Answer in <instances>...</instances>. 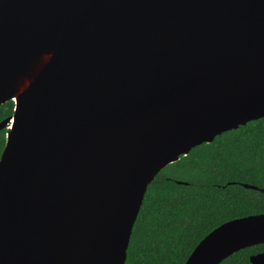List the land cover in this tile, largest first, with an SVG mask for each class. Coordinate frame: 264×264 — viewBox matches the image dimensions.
Instances as JSON below:
<instances>
[{"label":"water","instance_id":"1","mask_svg":"<svg viewBox=\"0 0 264 264\" xmlns=\"http://www.w3.org/2000/svg\"><path fill=\"white\" fill-rule=\"evenodd\" d=\"M8 101L0 264H124L154 176L264 117V0H0ZM259 244L234 219L184 264Z\"/></svg>","mask_w":264,"mask_h":264},{"label":"trees","instance_id":"2","mask_svg":"<svg viewBox=\"0 0 264 264\" xmlns=\"http://www.w3.org/2000/svg\"><path fill=\"white\" fill-rule=\"evenodd\" d=\"M13 102L0 105V123ZM8 128L0 129V157ZM264 117L216 136L161 169L148 184L132 227L124 264H184L221 224L264 214ZM264 244L219 264H250Z\"/></svg>","mask_w":264,"mask_h":264}]
</instances>
